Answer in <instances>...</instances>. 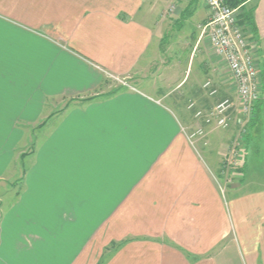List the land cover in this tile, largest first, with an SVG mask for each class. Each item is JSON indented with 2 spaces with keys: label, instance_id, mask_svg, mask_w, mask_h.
<instances>
[{
  "label": "crops",
  "instance_id": "obj_1",
  "mask_svg": "<svg viewBox=\"0 0 264 264\" xmlns=\"http://www.w3.org/2000/svg\"><path fill=\"white\" fill-rule=\"evenodd\" d=\"M208 16L204 0H0V264H264L249 146L226 185L221 128L197 146L183 130L202 122L183 100L207 107L202 84L229 76Z\"/></svg>",
  "mask_w": 264,
  "mask_h": 264
},
{
  "label": "built area",
  "instance_id": "obj_2",
  "mask_svg": "<svg viewBox=\"0 0 264 264\" xmlns=\"http://www.w3.org/2000/svg\"><path fill=\"white\" fill-rule=\"evenodd\" d=\"M204 2L209 9V16L200 28L203 34L207 33L215 55L227 65L236 96L234 100L224 98L209 109L196 108L195 117L214 128L227 129L233 123L235 111L240 113L241 119L251 118L254 106L261 98V68L255 54V45L249 39L243 25L239 23L241 5L232 6L228 0ZM177 7V3L172 1L168 11L173 13ZM114 78L120 79L119 76ZM204 87L211 89V95L218 92L211 80H207ZM191 106H195V103H191ZM183 130L193 146L200 142L208 144V131L204 126L199 124L194 128L185 126ZM237 151L233 153L238 154L235 159L239 157Z\"/></svg>",
  "mask_w": 264,
  "mask_h": 264
},
{
  "label": "rangeland",
  "instance_id": "obj_3",
  "mask_svg": "<svg viewBox=\"0 0 264 264\" xmlns=\"http://www.w3.org/2000/svg\"><path fill=\"white\" fill-rule=\"evenodd\" d=\"M261 2L262 0H255L252 2V4H249L246 6L247 9H252L251 7L258 2ZM250 6V7H249ZM255 6V5H254ZM166 44V43H165ZM263 44V43H262ZM262 46V45H261ZM262 55L260 54V61H261V67L262 70L264 71V48L261 50ZM116 80V90L126 88V87H131L130 82L128 81V78H120L119 80ZM207 80L212 81L213 87L218 89V92L216 94L211 95L209 88L204 87V83ZM201 87V90L206 91L205 95L210 98L211 102L207 107H201L198 106L196 101H189V99H184L183 102L188 104V109L193 111V115L195 117V112L196 108H203V109H209L210 107H213L217 102L224 98H231L235 99V92L234 88L231 84L230 77L226 76L225 78V84H224V90L221 89L220 86H218L212 79H207ZM227 82V83H226ZM175 86V85H174ZM191 103H195V106H191ZM187 105H185L186 107ZM260 107L258 108V115L256 118V122L254 125L249 127V118H240V113L238 111L234 112V120L233 123L230 127L227 129H217L213 132L212 135V145L211 147H208V152H211L209 155V159L213 162H218L220 163L221 161L225 160L227 161V166L225 168V171L222 174V182L226 185L228 184H233L234 182L238 181V178L241 177V174L237 171H234L232 169H235L236 166L239 167V161L238 162H233L235 158H237V155H234L233 153L237 150H242L245 148V146H249L247 150V155L245 158L246 160V165L245 169L247 172V175L249 173V178L251 177L252 180H256L254 185L260 183H264V89L262 91V100L260 102ZM187 109V107L185 108ZM196 118V117H195ZM198 119V118H196ZM248 119V120H247ZM199 121H202L201 119H198ZM199 125L204 126L203 122H199ZM214 128V127H213ZM233 130V131H232ZM231 131V132H230ZM232 134L234 135L232 140H227L228 143V154L224 155V151L219 147V142L220 141H226L227 135ZM251 139V142L247 144V137ZM250 140V139H249ZM238 152V151H237ZM224 155V156H223ZM223 156V157H222ZM223 158V159H222ZM247 168V169H246ZM21 184V179L19 178L17 181L14 182V185L18 188L19 185ZM6 190H2L0 194H3ZM3 201L0 199V212L1 208L3 205Z\"/></svg>",
  "mask_w": 264,
  "mask_h": 264
},
{
  "label": "trees",
  "instance_id": "obj_4",
  "mask_svg": "<svg viewBox=\"0 0 264 264\" xmlns=\"http://www.w3.org/2000/svg\"><path fill=\"white\" fill-rule=\"evenodd\" d=\"M246 1L247 0H228L229 4H231L232 6L241 5V7ZM239 23L241 25H243V27L246 30V32H251L252 36L249 39L250 40H254V37L257 36L258 29H257V26H256V22L254 20L253 10L252 9H247L246 7L243 8V9L241 8V12L239 14ZM261 81H262V90H263V87H264V71L263 70L261 71ZM260 102H261V98L254 106L253 113H252V116H251L250 121H249V127L254 125L255 122H256V118H257V115H258V108L260 107L259 106ZM243 158L245 159V156H243ZM245 165H246V161L244 160L242 168L240 170L244 171ZM122 243L123 242H112L106 248L105 252H107L109 250H113V249L119 247ZM102 263H103V258H102L101 261H99L98 264H102Z\"/></svg>",
  "mask_w": 264,
  "mask_h": 264
}]
</instances>
